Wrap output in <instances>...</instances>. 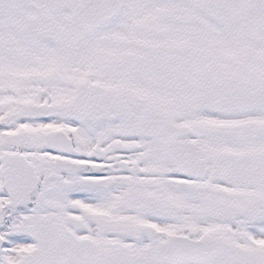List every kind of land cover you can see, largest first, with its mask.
<instances>
[{
    "label": "snow or ice",
    "instance_id": "1",
    "mask_svg": "<svg viewBox=\"0 0 264 264\" xmlns=\"http://www.w3.org/2000/svg\"><path fill=\"white\" fill-rule=\"evenodd\" d=\"M0 264H264V0H0Z\"/></svg>",
    "mask_w": 264,
    "mask_h": 264
}]
</instances>
